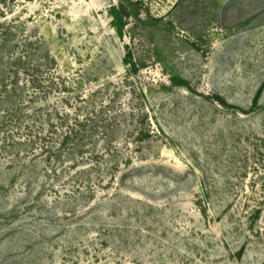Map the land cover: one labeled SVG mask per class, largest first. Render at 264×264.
Segmentation results:
<instances>
[{
    "label": "rangeland",
    "instance_id": "374dc122",
    "mask_svg": "<svg viewBox=\"0 0 264 264\" xmlns=\"http://www.w3.org/2000/svg\"><path fill=\"white\" fill-rule=\"evenodd\" d=\"M0 264H264V0H0Z\"/></svg>",
    "mask_w": 264,
    "mask_h": 264
},
{
    "label": "trees",
    "instance_id": "16d2710c",
    "mask_svg": "<svg viewBox=\"0 0 264 264\" xmlns=\"http://www.w3.org/2000/svg\"><path fill=\"white\" fill-rule=\"evenodd\" d=\"M115 16L117 17L118 21H120L122 23V26H123V20H122L121 16L119 15V13H117V11L115 12Z\"/></svg>",
    "mask_w": 264,
    "mask_h": 264
}]
</instances>
